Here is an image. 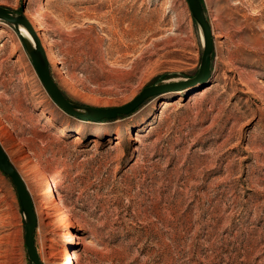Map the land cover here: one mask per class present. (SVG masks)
Instances as JSON below:
<instances>
[{
    "label": "rangeland",
    "instance_id": "rangeland-1",
    "mask_svg": "<svg viewBox=\"0 0 264 264\" xmlns=\"http://www.w3.org/2000/svg\"><path fill=\"white\" fill-rule=\"evenodd\" d=\"M202 2L211 77L101 121L61 109L20 27L0 20V142L31 192L44 264H264V0ZM0 5L28 18L54 78L82 105H123L200 68L187 0ZM0 264H33L1 169Z\"/></svg>",
    "mask_w": 264,
    "mask_h": 264
},
{
    "label": "water",
    "instance_id": "water-1",
    "mask_svg": "<svg viewBox=\"0 0 264 264\" xmlns=\"http://www.w3.org/2000/svg\"><path fill=\"white\" fill-rule=\"evenodd\" d=\"M190 11L195 18L203 39V54L198 72L182 80H173L164 83H156L146 86L130 102L110 107H97L82 105L71 100L64 90L60 87L51 70V65L46 50L41 42L38 33L35 31L28 18L15 10L0 5V20L13 24L19 31V26H24L33 39V43L21 37L23 45L30 56L31 62L45 86L47 92L54 102L66 113L83 121H101L103 119H114L122 114H128L137 108L141 103L150 97L172 92L207 81L212 74L213 52H214V33L210 19L207 16L202 0H187ZM20 32V31H19ZM0 169L13 181L17 192L21 213L25 223V244L29 259L33 264H44L39 256L35 233L38 225V218L35 211L34 201L31 192L20 174L19 170L11 161L8 153L0 142Z\"/></svg>",
    "mask_w": 264,
    "mask_h": 264
},
{
    "label": "bare ground",
    "instance_id": "bare-ground-1",
    "mask_svg": "<svg viewBox=\"0 0 264 264\" xmlns=\"http://www.w3.org/2000/svg\"><path fill=\"white\" fill-rule=\"evenodd\" d=\"M26 13H27L28 16H30V15H29V12H26ZM19 27H20V30H21V37H23V38H25L27 41L33 43V39H32V37H31V35L29 34L28 30H27L24 26H21V25H20ZM195 95H196V93L193 94L191 97H194ZM166 104H168L167 101H166ZM137 140H139V138H137ZM48 176H49V175H48ZM49 178H50V179H48V180H49V181H48V184H49V190H50V189L52 190V189H53V188H52V187H53V182H52V181H54V180H53V177H49ZM74 241H75V234H74V232H71L70 235H69V238H68L69 245L73 246ZM72 252H74V251L69 250V255H71ZM68 264H75V263L69 261Z\"/></svg>",
    "mask_w": 264,
    "mask_h": 264
},
{
    "label": "trees",
    "instance_id": "trees-1",
    "mask_svg": "<svg viewBox=\"0 0 264 264\" xmlns=\"http://www.w3.org/2000/svg\"><path fill=\"white\" fill-rule=\"evenodd\" d=\"M127 151H128V150H127ZM139 240H140V241L143 240V237H140Z\"/></svg>",
    "mask_w": 264,
    "mask_h": 264
}]
</instances>
